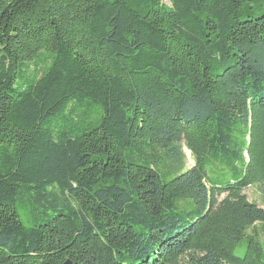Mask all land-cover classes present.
I'll return each mask as SVG.
<instances>
[{"label":"trees","instance_id":"trees-1","mask_svg":"<svg viewBox=\"0 0 264 264\" xmlns=\"http://www.w3.org/2000/svg\"><path fill=\"white\" fill-rule=\"evenodd\" d=\"M262 185L264 0H0V264H264Z\"/></svg>","mask_w":264,"mask_h":264},{"label":"rangeland","instance_id":"rangeland-1","mask_svg":"<svg viewBox=\"0 0 264 264\" xmlns=\"http://www.w3.org/2000/svg\"><path fill=\"white\" fill-rule=\"evenodd\" d=\"M186 167L191 168L193 166V157L187 149H184ZM246 195L250 202L258 204L260 207L264 208V185L254 186L246 190Z\"/></svg>","mask_w":264,"mask_h":264}]
</instances>
